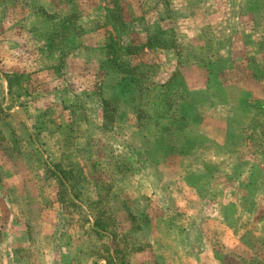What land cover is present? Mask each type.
Here are the masks:
<instances>
[{
	"label": "rangeland",
	"instance_id": "rangeland-1",
	"mask_svg": "<svg viewBox=\"0 0 264 264\" xmlns=\"http://www.w3.org/2000/svg\"><path fill=\"white\" fill-rule=\"evenodd\" d=\"M0 264H264V0H0Z\"/></svg>",
	"mask_w": 264,
	"mask_h": 264
}]
</instances>
